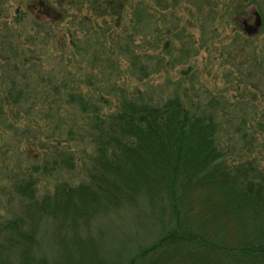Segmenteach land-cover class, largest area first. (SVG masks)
Instances as JSON below:
<instances>
[{
    "label": "rangeland",
    "instance_id": "obj_1",
    "mask_svg": "<svg viewBox=\"0 0 264 264\" xmlns=\"http://www.w3.org/2000/svg\"><path fill=\"white\" fill-rule=\"evenodd\" d=\"M104 1L118 3L4 0L0 6V50L10 44L15 47L18 57L14 59L20 74H26L25 80L69 82V92L95 99L104 114L114 111L119 87L127 92H148L155 101L177 91L187 109L193 112L196 106L198 113L211 115L221 126L217 142L226 162L255 159L264 165V138L256 129L257 123H264V26L254 34H248L244 26L253 27L255 16L264 15V0H125L115 16L99 13L98 5ZM139 2L150 14L140 29V34L148 36L145 53L160 58L163 65L142 81L129 73L128 60L117 49L120 41L136 53L137 46H143L141 37L135 36L131 42L127 38L132 33L133 9ZM41 3L48 9L46 13ZM30 66L35 68L27 75L23 70ZM1 74L0 98H4L5 75ZM43 91L32 90L30 94ZM4 110V117L17 131L5 127L0 117V221L17 213L20 206L9 197L13 178L18 179V173L29 164L42 167L44 151L55 144L71 153L74 163L73 169L54 176L37 174L39 196L50 194L59 181L72 186L87 182L93 154L86 139L66 140L63 131L59 144L42 136L29 142L25 125L42 130L48 126L39 121V106L30 117ZM73 115L69 111V117ZM9 201L11 207L7 206ZM138 201L136 206L100 214L78 232L69 229L68 238L63 240L61 233H54L55 224L42 221L36 258L45 259L47 264H128L171 226L159 206ZM18 260L12 256L7 264H17Z\"/></svg>",
    "mask_w": 264,
    "mask_h": 264
},
{
    "label": "trees",
    "instance_id": "obj_2",
    "mask_svg": "<svg viewBox=\"0 0 264 264\" xmlns=\"http://www.w3.org/2000/svg\"><path fill=\"white\" fill-rule=\"evenodd\" d=\"M117 1H104L98 5L99 13L117 15L125 0ZM132 15L127 38L131 42L139 36L143 46L139 44L136 53L120 41L117 49L128 60L129 73L142 81L163 65L160 58L145 53L148 36L140 34L150 19L148 8L139 2ZM255 17L261 21L259 30L264 15ZM15 52L11 44L0 50V72L5 75L0 117L5 127L17 131L4 117V108L30 117L39 106V121L48 126L42 130L25 125L29 142L42 136L59 144L63 131L66 140L86 139L93 154L87 182L72 186L59 181L50 194L39 196L36 175L54 176L73 169L74 163L73 155L54 143L44 151L42 167L29 164L18 179L13 178L9 197L20 206L17 213L1 218L0 264H7L12 256L19 259L17 264H47L36 258L44 220L55 224L54 233H61L63 240L69 229L78 232L100 214L136 206L139 199L159 206L171 226L128 264H264V165L255 159L226 162L217 142L221 126L211 115L198 113L196 106L191 112L177 91L155 101L148 92H127L122 87L114 91V111L104 114L95 99L69 92V82L25 80ZM34 68L23 72L29 75ZM41 89L44 94H30ZM69 111L74 115L69 117ZM256 129L264 138V123H257ZM11 205L9 201L7 206Z\"/></svg>",
    "mask_w": 264,
    "mask_h": 264
},
{
    "label": "water",
    "instance_id": "obj_3",
    "mask_svg": "<svg viewBox=\"0 0 264 264\" xmlns=\"http://www.w3.org/2000/svg\"><path fill=\"white\" fill-rule=\"evenodd\" d=\"M244 25L246 26L245 23H244ZM260 25H261V21H260L259 17H256L255 23H254V26L253 27H247L246 26L247 33L248 34L255 33L257 31V29L260 27Z\"/></svg>",
    "mask_w": 264,
    "mask_h": 264
}]
</instances>
